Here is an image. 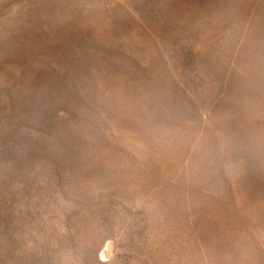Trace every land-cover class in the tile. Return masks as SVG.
Returning a JSON list of instances; mask_svg holds the SVG:
<instances>
[{
    "label": "rangeland",
    "instance_id": "1",
    "mask_svg": "<svg viewBox=\"0 0 264 264\" xmlns=\"http://www.w3.org/2000/svg\"><path fill=\"white\" fill-rule=\"evenodd\" d=\"M0 264H264V0H0Z\"/></svg>",
    "mask_w": 264,
    "mask_h": 264
}]
</instances>
